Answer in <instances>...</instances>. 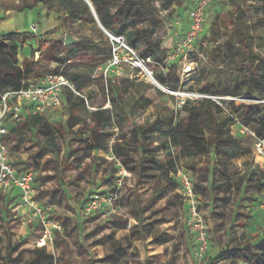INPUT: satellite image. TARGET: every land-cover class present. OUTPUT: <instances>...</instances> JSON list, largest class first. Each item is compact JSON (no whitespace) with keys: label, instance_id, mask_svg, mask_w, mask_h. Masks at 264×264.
Segmentation results:
<instances>
[{"label":"rangeland","instance_id":"374dc122","mask_svg":"<svg viewBox=\"0 0 264 264\" xmlns=\"http://www.w3.org/2000/svg\"><path fill=\"white\" fill-rule=\"evenodd\" d=\"M48 1L47 4L40 1L39 4L42 5L33 10L19 11L18 8L23 4H31L34 0H14L12 3L0 0V34L15 35L25 40L19 52V61L25 58L34 59L39 54L36 60L42 66L43 72L41 77L29 80L31 83L63 71L64 68L54 60L67 56L68 52L64 48L67 36L75 40V44L85 41L100 43L106 36L97 23V27H94L88 22H73L59 5ZM194 2L195 0H181L180 4L171 7L169 11L160 12L153 37L155 42H160L164 51L162 57L165 59L159 65L147 61L146 67L153 71L156 80L160 74L167 76L169 70H163V65L167 66L179 79L180 89L171 92L155 85L164 95H159L154 90L150 92L153 102L145 112L135 116L138 122L153 121L158 114L166 112L167 108L184 113L183 107L186 103L200 95L197 79L232 85L244 75L251 74L238 66V61L231 57L223 36L217 38V49H213V52V45L207 47L210 26L216 14L226 13L223 9L226 0H215L208 8L207 36L198 38L193 44L192 52H189L191 49L187 51L181 46L188 31L185 8L188 9ZM153 4L159 8L161 0H153ZM247 6L246 21L254 37L256 51L264 59V41L261 39L264 37V21L256 9L258 5L249 2ZM32 26L36 27V32L32 31ZM137 54L139 55L138 51ZM104 64L89 71L83 69L85 79L81 93L88 100L92 96L93 99L89 102L93 107H101L107 102V94L103 89L105 78L101 70ZM118 72L122 77L113 75L114 78L128 79L130 82L145 80V74L140 69L128 65ZM252 72L259 74L257 69ZM225 106L231 112L229 104ZM105 108L107 109V105ZM66 110L63 106L47 118L59 128L65 124L68 116ZM222 113L223 116L227 114L223 109ZM79 115L84 117L82 122H86V116L82 112ZM243 121L253 130L264 132V112L260 111L255 119ZM25 135L26 142L19 150L15 151L10 145L11 159L17 167L25 166L37 171L34 185L37 200L44 207L50 208L47 212L49 220L62 229L57 238L59 248L54 246L53 241L42 248L53 260L46 261L43 258L38 264H213L211 257L221 256L245 240L259 243L264 238V219L254 222L250 217L252 207L257 205V197L252 194L251 188L246 187L236 198L233 190L229 196L223 198V204L231 205L225 212L217 208L214 210V197L222 196L219 192H210L207 198L198 197L195 200L196 208L204 217L208 234L209 231L213 232L209 234L211 248L207 254L199 253V243L190 230V205L187 197L178 191V187L169 188L165 197L151 206L138 228L141 235L138 233L139 237L133 236L132 231L137 228L138 223L127 212L126 196L134 189L142 204L149 205L152 200L153 180L147 179L137 185L130 166H122L117 159L103 153L96 156L103 157L104 161L96 160L94 164L98 166H94L93 157L96 153L88 157L83 150L77 152L80 145L66 134L59 137V146L55 149L49 147L45 137L35 129H27ZM119 135V131H113L112 141ZM242 142L245 154L223 173H218L217 180H224L228 176L234 181L239 174L248 176L255 171L250 141L242 139ZM71 149L76 152L67 157ZM126 171H129L130 176L125 175ZM188 172L196 183L195 173ZM13 196L11 194L7 200L0 197V234L4 238V243L0 246L1 253L9 264H30L37 249H40L38 242L42 238L41 226L22 212L12 213V208L16 206L13 205ZM96 197L103 199L101 207L96 212H89L88 209ZM239 211L243 214L239 218L240 223L231 222L232 216H236ZM221 213L225 214V218L217 216ZM126 217L128 223L136 222L132 223V228L128 229V224L126 229L116 228L114 223ZM115 244H131L132 248L123 258L119 253L113 257ZM10 250L12 253L9 256ZM109 256L112 257L108 258ZM2 262L0 258V264H4ZM217 264L244 263L228 259Z\"/></svg>","mask_w":264,"mask_h":264},{"label":"trees","instance_id":"16d2710c","mask_svg":"<svg viewBox=\"0 0 264 264\" xmlns=\"http://www.w3.org/2000/svg\"><path fill=\"white\" fill-rule=\"evenodd\" d=\"M1 1L12 3L14 0ZM40 1L25 3L18 10H33ZM51 1L59 5L73 22H88L97 27L96 20L84 0ZM88 1L105 31L114 36L124 37L126 43L138 51L143 60H150L157 65L164 61L161 44L155 42L153 37L154 30L158 27L160 12L169 11L171 7L180 4L181 0H161L159 8L154 6L153 0ZM42 2L49 3L48 0H42ZM249 2L258 5L256 9L264 21V0H226L223 8L226 13L220 12L215 15L206 44L207 47L214 46L213 52V49H217L215 46L217 38L223 36L231 57L238 61V66L250 71L251 74L244 75L241 80H236L232 85L197 79L200 95L245 98L264 102V59L256 51L255 40L246 21ZM188 9L185 8V11ZM261 39L264 41V37ZM24 43L25 40H21L19 36L0 34V93L9 88L20 89L24 81H27L24 86H30L29 80L41 77L43 68L36 60V55L34 59L25 58L19 61V52ZM64 48L68 52L67 56L54 60L64 68L63 71L56 72V75L64 76L73 82L77 91L81 93L85 79L83 69L93 70L109 61L111 44L107 36H104V41L100 43L85 41L64 46ZM163 66V70H169V72L167 76L160 74L156 80L167 91L177 92L180 89L179 79L172 70ZM255 69L258 70V75L252 72ZM103 89L107 94V102L94 112L87 109L83 98L66 90L64 97L68 116L63 126L57 128L48 123L42 115H30L19 123L9 125V132L3 138V142L8 147L12 145L15 151L19 150L26 142L25 131L35 129L45 137L48 146L55 149L59 146V137H64L66 134L80 145L77 152L83 150L88 157L96 153L93 164L96 160L104 161L103 157L96 156L103 153L117 159L122 166H130L137 185L147 179L153 180L152 200L149 205L142 204L134 189H131L126 196L127 212L138 223L131 234L136 237H139L138 233L141 235L138 228L143 222L145 213L157 201L165 197L169 188L178 187L171 175L176 174L179 168L195 173V192L198 197L207 198L210 192L221 193V198L213 199L214 210L217 208L225 212L231 208V205H225L222 201L224 197L231 194L232 190L235 198L241 195L244 187L251 188L255 196L262 193L264 174L255 166V171L248 176L239 174L234 181H231L228 176L224 180H217V175L223 173L245 154L242 139L233 138L230 135V128L237 120L249 126L243 120L255 119L260 111L264 112V103L241 106L232 103L230 114L223 116L222 108L215 102L198 99L188 101L183 107L184 113L167 108L166 112L158 114L153 121L138 122L135 116L145 112L153 102L149 96L150 92L154 90L157 94L164 95L161 90L145 80L130 82L123 78L104 81ZM92 99V96L89 100L87 99L89 104ZM107 103L110 109L105 110L103 108ZM79 112L86 116V122H82L84 117H81ZM115 130L119 131L120 135L112 141V132ZM258 133L264 134L261 131ZM75 152L71 149L67 157L73 156ZM245 181L247 182L244 186ZM217 216L225 218L224 213ZM241 216L243 214L240 211L237 212L236 216H232L231 222L240 223ZM127 224V217L114 223L118 229H126ZM63 226L65 228V223ZM210 233L213 232L209 231ZM54 235V246L59 248L57 238L60 231L55 230ZM10 241L9 238V245ZM3 243L4 238L0 234V246ZM131 248V244L127 246L115 244L112 255L115 257L119 253V256L123 258ZM11 253L10 250L8 255L10 256ZM0 258L2 263L9 264L5 261L1 249ZM43 258L46 261L53 260L44 249H37L30 264H38ZM211 258L213 264L228 259L244 264H264V238L258 244L245 240L221 256Z\"/></svg>","mask_w":264,"mask_h":264},{"label":"built area","instance_id":"2783aa9c","mask_svg":"<svg viewBox=\"0 0 264 264\" xmlns=\"http://www.w3.org/2000/svg\"><path fill=\"white\" fill-rule=\"evenodd\" d=\"M215 0H195L194 4L187 10L188 31L184 37L183 44L187 51L191 49L193 44L200 38L206 37L208 28L206 26L207 10ZM206 27V29H204ZM32 31L36 32V27L32 26ZM111 44V58L101 68L102 74L107 82L109 79H115L113 75L122 77L118 70H122L125 65L131 68L140 69L145 74V81L156 85L160 88L161 85L154 78L153 71L146 67L147 61L143 60L137 51L130 47L124 37L114 36L104 30ZM181 48L180 51H182ZM188 52V53H189ZM23 86L18 89H7L0 93V197H8L11 194H16L14 200L16 205L12 208V213L22 212L28 215L30 220H36L41 226V240L38 242L39 247H46L48 242L53 241V230L62 231L61 227L49 220L47 212L50 208L44 207L36 196L34 189L37 171L25 166L17 167L11 159V151L3 142V138L8 134V126L23 121L30 115L45 116L49 112L60 110L65 104V91L70 90L74 95L83 98L86 105L89 107L87 98L79 93L73 82L61 75H51L38 80L36 83H31L30 86ZM164 89V88H163ZM194 100L208 99L215 102L220 108L230 114L225 104L234 103L236 106L242 104H263V101H255L251 99H241L234 97L197 95ZM107 108L110 109L109 103ZM230 135L235 139H246L250 141L251 155L254 161V166L258 171L264 174V134H259L250 126L243 125L240 121L230 128ZM126 176H130L129 171H126ZM178 184V191L187 197L190 205V230L194 233L199 243V253L207 254L210 250V241L208 229L205 224L204 217L196 208L195 200L198 198L195 192V182L192 174L182 168L177 170V173L172 175ZM257 210L260 214H264V179L263 190L260 195H257ZM102 200L97 197L88 209L89 212H96L102 204ZM132 223H128V229L132 228Z\"/></svg>","mask_w":264,"mask_h":264},{"label":"crops","instance_id":"0c3cea01","mask_svg":"<svg viewBox=\"0 0 264 264\" xmlns=\"http://www.w3.org/2000/svg\"><path fill=\"white\" fill-rule=\"evenodd\" d=\"M188 25V24H187ZM189 26V25H188ZM188 30V29H187ZM89 107L90 108H88V106H87V109L90 111V112H94V111H96L99 107H93V106H91L90 104H89ZM64 108H67V103L65 102V104H64ZM103 109H105V110H107V109H109V108H103ZM55 113H57L56 111H53V112H49L48 113V115L45 117V119L48 121V123H50V124H52L50 121H49V115H51V114H55ZM48 117V118H47ZM61 120L59 119V122H60ZM56 123H58V122H56ZM52 125H54V124H52ZM14 196H13V199L14 200H16V198H17V196H16V194H13ZM229 196V195H228ZM8 197H10V195L8 196ZM7 197V198H8ZM7 198L5 197V200H7ZM256 201H257V198H256ZM257 206V205H256ZM256 206L255 207H252V210L250 211L251 212V214H250V217L252 218V220L254 221V222H256V221H259V220H261V219H264V214H260L257 210H255V208H256ZM258 244V243H257ZM49 247V246H48ZM40 249H42V247H40Z\"/></svg>","mask_w":264,"mask_h":264},{"label":"water","instance_id":"95a60500","mask_svg":"<svg viewBox=\"0 0 264 264\" xmlns=\"http://www.w3.org/2000/svg\"><path fill=\"white\" fill-rule=\"evenodd\" d=\"M42 1V0H41ZM87 4H88V6H89V8H90V10H91V12H92V14H93V16H94V18H95V20H96V23L98 24V26L100 27V29L104 32V29H103V27L101 26V24L99 23V21H98V19H97V17H96V14H95V11H94V9H93V7H92V5H91V3L88 1V0H84ZM42 4H39V6H41ZM75 44V40H73L70 36H67L66 37V39H65V43H64V45L65 46H71V45H74ZM38 53L36 54V58L38 57Z\"/></svg>","mask_w":264,"mask_h":264}]
</instances>
